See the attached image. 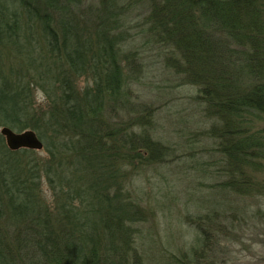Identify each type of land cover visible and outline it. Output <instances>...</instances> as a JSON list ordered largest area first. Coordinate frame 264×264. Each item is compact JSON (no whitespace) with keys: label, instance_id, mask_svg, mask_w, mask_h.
<instances>
[{"label":"trees","instance_id":"1","mask_svg":"<svg viewBox=\"0 0 264 264\" xmlns=\"http://www.w3.org/2000/svg\"><path fill=\"white\" fill-rule=\"evenodd\" d=\"M98 3L0 0V128L34 129L46 152L11 150L0 132V264H146L135 234L148 208L127 194L119 160L138 171L161 162L165 145L150 134L152 109L127 98L119 0ZM151 4V31L181 56L184 81L214 116L227 187L251 189L245 179L264 160V0Z\"/></svg>","mask_w":264,"mask_h":264},{"label":"rangeland","instance_id":"2","mask_svg":"<svg viewBox=\"0 0 264 264\" xmlns=\"http://www.w3.org/2000/svg\"><path fill=\"white\" fill-rule=\"evenodd\" d=\"M98 2L72 0L75 10H97ZM151 6V0H119L113 21L127 98L152 109L150 134L165 145L161 162L138 171L119 160L127 194L148 208V218L136 224L138 250L146 264H264V160L245 179L251 189L227 187L219 140L209 137L214 116L197 101L199 86L184 81L181 56L151 31ZM35 99L43 102V92L37 89ZM118 117L129 116L120 110ZM257 120L256 129L264 130V114ZM43 150L35 149L39 158ZM41 188L55 200L47 180ZM211 219L219 228L207 226Z\"/></svg>","mask_w":264,"mask_h":264},{"label":"water","instance_id":"3","mask_svg":"<svg viewBox=\"0 0 264 264\" xmlns=\"http://www.w3.org/2000/svg\"><path fill=\"white\" fill-rule=\"evenodd\" d=\"M1 133L5 137L8 147L12 150H18L20 148L41 150L44 147L43 141L33 129L16 131L9 126H3Z\"/></svg>","mask_w":264,"mask_h":264},{"label":"bare ground","instance_id":"4","mask_svg":"<svg viewBox=\"0 0 264 264\" xmlns=\"http://www.w3.org/2000/svg\"><path fill=\"white\" fill-rule=\"evenodd\" d=\"M17 131V130H16Z\"/></svg>","mask_w":264,"mask_h":264}]
</instances>
